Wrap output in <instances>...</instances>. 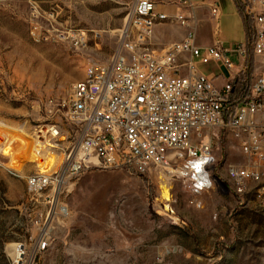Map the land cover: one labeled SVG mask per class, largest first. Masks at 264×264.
I'll use <instances>...</instances> for the list:
<instances>
[{
  "label": "rangeland",
  "instance_id": "rangeland-1",
  "mask_svg": "<svg viewBox=\"0 0 264 264\" xmlns=\"http://www.w3.org/2000/svg\"><path fill=\"white\" fill-rule=\"evenodd\" d=\"M220 5L224 45L244 42L249 23L232 0ZM132 7L133 0H0V125L35 136L55 124L65 146L76 145L79 133L56 104L68 99L89 63L107 62L116 52ZM170 25L168 34L185 30ZM212 32L210 19L197 23L195 36L212 40ZM73 33L84 34L86 45L71 42ZM213 141L211 174L223 185L213 179L198 207L168 173L122 169L87 171L32 193L24 176L34 165L16 177L0 154V264H264V182L236 192L227 167L247 162L223 130Z\"/></svg>",
  "mask_w": 264,
  "mask_h": 264
},
{
  "label": "built area",
  "instance_id": "built-area-1",
  "mask_svg": "<svg viewBox=\"0 0 264 264\" xmlns=\"http://www.w3.org/2000/svg\"><path fill=\"white\" fill-rule=\"evenodd\" d=\"M206 1L214 43L201 47L189 13L195 5L191 0H133L116 52L107 62L89 63L68 99L56 104L62 119L79 133L76 145L65 146L67 137L55 124L36 129L34 137L42 145L63 154L49 173L34 166L36 171L24 176L30 192L55 190L65 179L92 170L168 173L182 181L198 207L197 197L211 189L215 177L217 129L236 141L247 162L227 167L236 192L242 193L248 182H264V0H232L249 23L250 36L229 46L220 36V0ZM167 6L183 8L189 16L171 14ZM163 23L186 28V36L158 46L154 29ZM32 35L37 40L43 36L37 26ZM69 37L75 45H86L82 33ZM210 64L228 72L223 85L201 71ZM0 154L6 170L23 177L6 166L1 148ZM45 246V241L38 244L39 249Z\"/></svg>",
  "mask_w": 264,
  "mask_h": 264
},
{
  "label": "bare ground",
  "instance_id": "bare-ground-1",
  "mask_svg": "<svg viewBox=\"0 0 264 264\" xmlns=\"http://www.w3.org/2000/svg\"><path fill=\"white\" fill-rule=\"evenodd\" d=\"M0 141L1 151L4 156L7 155L6 166L16 172L21 173L27 164H33L41 173L47 174L61 164V155L49 152L36 137L18 128L0 125ZM13 248L14 256L20 257L19 247L16 245Z\"/></svg>",
  "mask_w": 264,
  "mask_h": 264
},
{
  "label": "crops",
  "instance_id": "crops-1",
  "mask_svg": "<svg viewBox=\"0 0 264 264\" xmlns=\"http://www.w3.org/2000/svg\"><path fill=\"white\" fill-rule=\"evenodd\" d=\"M191 1L195 5L189 13L193 14V17H194L193 28L195 30V28L197 29V23L198 22L201 23L205 20H209V19L211 20V15H210L209 7H208V4H209L208 1H206V0H191ZM160 8L163 9V7H160ZM165 9L171 14H173L174 12H183L189 16V13L187 11H185V9H183V8L167 6V7H165ZM236 11H237V9H236ZM170 27H172V25H170L168 23H163V24H160V25L155 27L153 38H154V42L158 46L162 47V46H166L172 42L181 41L186 36V33H187L186 28H184L185 30L183 32L181 29H179L177 31L178 33L176 35L175 34H168L169 31H167V29H170ZM178 28H183V27H178ZM180 30H181V32H180ZM213 43H214V36L212 37V40H206V39H203L202 37L196 36V44L201 46V47L212 46ZM201 71L204 74H206L207 76L214 78V81H215L216 85H218V86L223 85L224 82L226 81L227 77H228L227 71H225L224 69H218L213 64H210L207 66H202ZM232 71H235V68L232 69Z\"/></svg>",
  "mask_w": 264,
  "mask_h": 264
},
{
  "label": "water",
  "instance_id": "water-1",
  "mask_svg": "<svg viewBox=\"0 0 264 264\" xmlns=\"http://www.w3.org/2000/svg\"><path fill=\"white\" fill-rule=\"evenodd\" d=\"M214 179L217 181V183L223 185L222 182L217 177H214Z\"/></svg>",
  "mask_w": 264,
  "mask_h": 264
}]
</instances>
